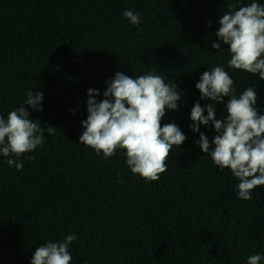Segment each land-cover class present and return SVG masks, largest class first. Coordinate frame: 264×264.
<instances>
[{
  "label": "trees",
  "instance_id": "16d2710c",
  "mask_svg": "<svg viewBox=\"0 0 264 264\" xmlns=\"http://www.w3.org/2000/svg\"><path fill=\"white\" fill-rule=\"evenodd\" d=\"M252 2L264 4L0 0V116L21 106L28 91H41L43 110L26 108L34 122L57 128L54 135L45 130L43 145L21 157L20 171L0 155V264H30L37 247L69 234L77 237L71 264H247L249 256L264 257V186L251 200L239 199L238 180L212 163L190 128L200 100L195 84L218 65L235 80L237 95L255 86L264 114V80L228 69L223 42L219 51L211 47L219 17L232 4L238 10ZM126 9L140 14L139 26L123 16ZM116 72L155 73L182 90L178 110H166L161 126L175 123L187 139L173 146L158 181L134 176L123 150L104 159L79 144L87 90L103 99ZM200 103L213 104L217 119L226 115L221 104ZM200 131L210 141L216 135L209 126Z\"/></svg>",
  "mask_w": 264,
  "mask_h": 264
},
{
  "label": "clouds",
  "instance_id": "9594fccd",
  "mask_svg": "<svg viewBox=\"0 0 264 264\" xmlns=\"http://www.w3.org/2000/svg\"><path fill=\"white\" fill-rule=\"evenodd\" d=\"M123 16L133 26L141 23L138 12L126 9ZM211 23L208 21L209 25ZM218 23L219 28L214 33L217 42L211 47L219 51L223 42L230 56L227 68L264 80V4L252 2L248 6L241 5L238 10L232 4ZM234 84L235 80L223 65L203 72L195 84L200 100L223 105L226 115L217 119L216 107L211 103L202 106L198 100L190 112V128L200 133L196 143L210 156L212 163L221 171L229 169L238 180V198L251 200L252 191L264 186V114L257 108L255 86H248L237 95ZM106 85L104 98L99 101L95 99L100 95L98 90H87V118L81 121L83 132L79 144L92 148L97 156L103 154L104 159L123 150L125 162L134 176L149 183L158 181L160 174L167 171L166 161L173 146L180 148L187 139L175 123L161 126L166 110H178L182 90L155 73L133 78L116 72ZM43 96L41 91L30 90L21 106L10 111L6 118L0 116V155L8 157L6 163L17 171L24 167L21 157L43 145L45 130L50 135L56 132V127L47 125L45 129L41 123L34 122L26 108L42 111ZM225 97L229 98L226 102ZM201 125L215 130L211 141L200 131ZM76 239L75 234H69L60 241L41 244L30 264H71L69 248ZM262 259L260 254H255L248 257L247 264H260Z\"/></svg>",
  "mask_w": 264,
  "mask_h": 264
}]
</instances>
